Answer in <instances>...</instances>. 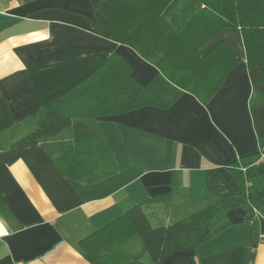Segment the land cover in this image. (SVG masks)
Returning a JSON list of instances; mask_svg holds the SVG:
<instances>
[{"label":"crops","instance_id":"crops-1","mask_svg":"<svg viewBox=\"0 0 264 264\" xmlns=\"http://www.w3.org/2000/svg\"><path fill=\"white\" fill-rule=\"evenodd\" d=\"M93 16L90 0H0V135L78 88L113 54L140 85L159 73L133 48L94 34ZM220 42L240 62L207 104L185 93L167 109L96 119L117 166L112 176L69 179L42 146L0 166V264H89L81 241L134 206L167 225L207 204L227 208L230 226L162 264H264V209L242 204L231 169L264 150V104L251 107L264 84L239 28L221 31L201 54Z\"/></svg>","mask_w":264,"mask_h":264},{"label":"trees","instance_id":"trees-1","mask_svg":"<svg viewBox=\"0 0 264 264\" xmlns=\"http://www.w3.org/2000/svg\"><path fill=\"white\" fill-rule=\"evenodd\" d=\"M92 31L133 48L159 73L146 85L132 68L111 55L93 77L65 97L0 135V166L12 165L44 147L69 179L88 184L117 171L96 119L144 107L167 109L185 93L207 104L240 60L225 42L205 54L201 48L224 29L242 32L247 62L258 67L264 84V0H90ZM264 104L257 93L251 107ZM242 204L264 209L261 152L231 166ZM168 200V199H167ZM230 226L227 208L196 205L170 224L153 225L144 206L96 231L80 245L89 264H162L175 253L193 251ZM249 259L257 244V221Z\"/></svg>","mask_w":264,"mask_h":264},{"label":"built area","instance_id":"built-area-1","mask_svg":"<svg viewBox=\"0 0 264 264\" xmlns=\"http://www.w3.org/2000/svg\"><path fill=\"white\" fill-rule=\"evenodd\" d=\"M261 158L264 159V150L261 152Z\"/></svg>","mask_w":264,"mask_h":264},{"label":"rangeland","instance_id":"rangeland-1","mask_svg":"<svg viewBox=\"0 0 264 264\" xmlns=\"http://www.w3.org/2000/svg\"><path fill=\"white\" fill-rule=\"evenodd\" d=\"M153 223L156 224L154 220H153Z\"/></svg>","mask_w":264,"mask_h":264}]
</instances>
